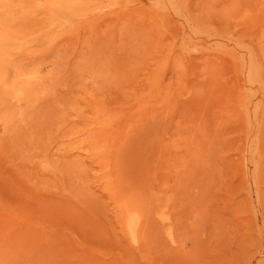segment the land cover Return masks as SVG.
I'll list each match as a JSON object with an SVG mask.
<instances>
[{
	"label": "rangeland",
	"instance_id": "rangeland-1",
	"mask_svg": "<svg viewBox=\"0 0 264 264\" xmlns=\"http://www.w3.org/2000/svg\"><path fill=\"white\" fill-rule=\"evenodd\" d=\"M0 264H264V0H0Z\"/></svg>",
	"mask_w": 264,
	"mask_h": 264
}]
</instances>
